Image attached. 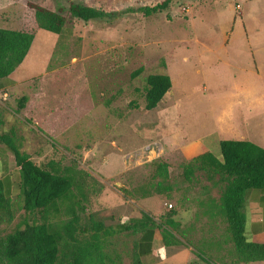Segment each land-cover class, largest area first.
<instances>
[{"label": "rangeland", "instance_id": "rangeland-1", "mask_svg": "<svg viewBox=\"0 0 264 264\" xmlns=\"http://www.w3.org/2000/svg\"><path fill=\"white\" fill-rule=\"evenodd\" d=\"M163 1L0 0V29L34 36L13 73L17 86L0 104V134L12 133L37 166L76 160L101 185L99 191L94 185L87 206L95 220L116 227L146 211L158 223L171 205L182 223L176 236L199 264H224L234 258L226 223L215 211L207 217L206 204L200 205L208 189L217 203L224 184H208L198 171L187 182L183 171L206 144L219 157L215 138L264 145V0H167L156 14L141 11ZM71 2L106 16L87 23L70 18ZM29 3L61 10L68 22L62 33L38 29ZM156 73L167 74L171 87L146 111L145 79ZM37 106L46 111L44 121L27 113ZM164 163L166 180L155 171ZM142 185H151L152 196L143 201L132 196ZM13 200L14 220L5 232L23 216L19 191ZM256 216L244 213V229ZM111 241L130 264L123 253L129 239ZM186 252L171 259L152 254L143 264H183Z\"/></svg>", "mask_w": 264, "mask_h": 264}, {"label": "trees", "instance_id": "trees-1", "mask_svg": "<svg viewBox=\"0 0 264 264\" xmlns=\"http://www.w3.org/2000/svg\"><path fill=\"white\" fill-rule=\"evenodd\" d=\"M167 4L165 0L141 11L149 16L164 10ZM28 6L40 30L59 35L68 23L61 10L52 11L34 3ZM67 13L68 17L84 23L106 16L103 11L72 2ZM33 40L32 33L0 29V80L11 75L23 62ZM141 72L142 68L137 69L132 77ZM170 87L167 74H149L143 89L144 110L156 108ZM26 101L24 96L17 101L18 111ZM11 136L12 133L0 134V144L12 153L19 173L18 205L23 216L5 232L3 226H9L14 220L16 203L4 196L0 182V264H123L121 254L111 241L118 235L129 239L130 246L123 253L130 264H143L140 258L148 254L154 230L159 231L164 247L182 245L176 236L181 228L175 220L178 211L170 208L158 223L142 212L140 218L130 219L128 223L106 226L87 214L92 188L95 185L99 191L101 185L76 160L70 165L50 160L43 167L37 166ZM218 148L219 158L209 152L196 154L193 163L183 171L184 180L190 182L198 171L205 174L211 185L224 184L217 203L211 200L206 205L207 213L215 211L223 217L234 246V258L224 264L264 262V244L251 242L244 229L246 193L264 189V149L244 140H221ZM155 171L156 176L166 180L165 163L156 165ZM150 188L151 185H142L136 193L149 197ZM153 189L160 194L156 186Z\"/></svg>", "mask_w": 264, "mask_h": 264}, {"label": "crops", "instance_id": "crops-1", "mask_svg": "<svg viewBox=\"0 0 264 264\" xmlns=\"http://www.w3.org/2000/svg\"><path fill=\"white\" fill-rule=\"evenodd\" d=\"M13 73L11 75H9L7 78L0 80V95H1L0 96V104L2 103L4 98L6 97L5 92L7 91V89L15 88L17 86V82L15 79L16 76H14ZM27 113H28V115L38 116V118L41 121H44L48 117V116H46V111H44V109L40 106L39 107L37 106V111H35L34 113H32L30 111V108H29L27 110ZM218 142H219V139L215 138L212 145L216 147L218 145ZM209 145L211 146V143L206 144V146H207L206 150L201 151V152H209L208 151ZM259 146L264 149L263 144H259ZM201 152H198V153H201ZM17 172L18 171L15 168L14 158H13L12 153L3 144H0V182L2 185L3 194L5 197L13 199V197L18 192L19 173H17ZM207 183L209 184V182H207ZM139 187H141V186H139ZM139 187H136V189ZM208 191H209V189H208ZM208 191L204 192L205 196H203V199L205 201L200 202V205H202L203 203L206 205L210 204L211 200L216 202V200L214 198H212L211 196L210 197L208 196V194H207ZM174 193H176V192H174ZM160 195L161 194H157V196H160ZM132 196L137 197V198H139V200H142V201L146 198L152 197V196H149V197L143 198L140 194L135 193V191H132ZM187 210L191 212L190 209L187 208ZM244 211L247 214H249L252 211L256 212V215H257L256 220L251 224H250V222H248L249 225H251V227L246 228L245 233H246L247 238L251 242L260 244L259 242H256V241H258V240L260 241V239L264 238V189H262V190H250L246 193ZM142 212L148 214V212H146V211H142ZM142 212H140L139 214L134 213L130 218L131 219H138L141 217ZM207 212L208 211H207V207H206L204 213H206L207 217L214 216V212L212 214L207 213ZM150 217L152 218V216H150ZM152 219H154V218H152ZM120 223L124 224L123 220H121ZM179 223H180V227H182V223L181 222H179ZM141 238L142 237H140V240H139L140 246L143 245V241ZM186 250H187L186 260L184 261L183 264H191V263H194V264L198 263L199 264L200 260L193 255L194 250L190 246L186 247L184 245H177V246L164 247L161 243L159 231L154 230L152 241H151V244H150V247L148 250V254L141 256L140 259L143 263V260L146 257L151 256L152 254H155L156 257H158L159 259H168V258L171 259V258H174L176 255H178L180 252H183ZM251 263H256V262H251ZM251 263H247V264H251Z\"/></svg>", "mask_w": 264, "mask_h": 264}, {"label": "built area", "instance_id": "built-area-1", "mask_svg": "<svg viewBox=\"0 0 264 264\" xmlns=\"http://www.w3.org/2000/svg\"><path fill=\"white\" fill-rule=\"evenodd\" d=\"M167 207L170 209L171 208V205H168Z\"/></svg>", "mask_w": 264, "mask_h": 264}]
</instances>
